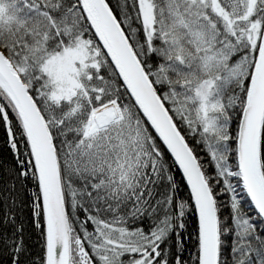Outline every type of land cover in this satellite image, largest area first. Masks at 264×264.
Returning <instances> with one entry per match:
<instances>
[{
  "label": "snow or ice",
  "instance_id": "snow-or-ice-1",
  "mask_svg": "<svg viewBox=\"0 0 264 264\" xmlns=\"http://www.w3.org/2000/svg\"><path fill=\"white\" fill-rule=\"evenodd\" d=\"M0 264H264V0H0Z\"/></svg>",
  "mask_w": 264,
  "mask_h": 264
}]
</instances>
